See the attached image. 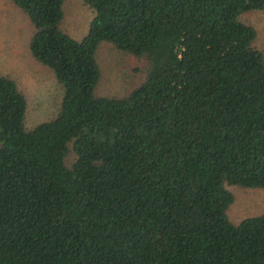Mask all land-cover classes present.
Segmentation results:
<instances>
[{
  "label": "trees",
  "instance_id": "trees-1",
  "mask_svg": "<svg viewBox=\"0 0 264 264\" xmlns=\"http://www.w3.org/2000/svg\"><path fill=\"white\" fill-rule=\"evenodd\" d=\"M10 1L62 97L26 129L0 75V264H264V213L227 216L228 187L264 190V56L240 19L264 0H82L80 42L65 0ZM101 43L146 61L123 98L95 94Z\"/></svg>",
  "mask_w": 264,
  "mask_h": 264
},
{
  "label": "rangeland",
  "instance_id": "rangeland-1",
  "mask_svg": "<svg viewBox=\"0 0 264 264\" xmlns=\"http://www.w3.org/2000/svg\"><path fill=\"white\" fill-rule=\"evenodd\" d=\"M61 32L80 42L87 34L93 11L82 0H65L62 5ZM241 21L254 27L257 38L254 47L264 56V12L245 13ZM33 27L10 0H0V75L17 82L27 102L24 127L52 120L58 113L62 89L48 68L35 62L28 51ZM100 80L95 89L97 96L123 98L145 78L146 61L101 43L96 54ZM74 159L68 154L67 162ZM234 202L227 216L234 225L243 219L264 213V190L228 187Z\"/></svg>",
  "mask_w": 264,
  "mask_h": 264
}]
</instances>
